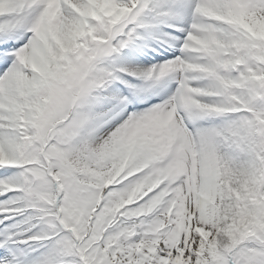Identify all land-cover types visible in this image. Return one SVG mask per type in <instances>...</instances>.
<instances>
[{
	"label": "snow or ice",
	"instance_id": "1",
	"mask_svg": "<svg viewBox=\"0 0 264 264\" xmlns=\"http://www.w3.org/2000/svg\"><path fill=\"white\" fill-rule=\"evenodd\" d=\"M0 264H264V0H0Z\"/></svg>",
	"mask_w": 264,
	"mask_h": 264
}]
</instances>
